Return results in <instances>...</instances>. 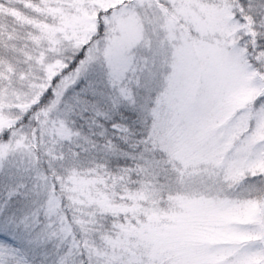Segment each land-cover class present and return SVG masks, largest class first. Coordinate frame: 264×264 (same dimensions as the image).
<instances>
[{
  "label": "snow or ice",
  "instance_id": "snow-or-ice-1",
  "mask_svg": "<svg viewBox=\"0 0 264 264\" xmlns=\"http://www.w3.org/2000/svg\"><path fill=\"white\" fill-rule=\"evenodd\" d=\"M0 264H264V0H0Z\"/></svg>",
  "mask_w": 264,
  "mask_h": 264
}]
</instances>
